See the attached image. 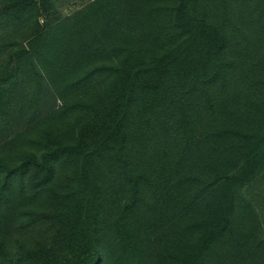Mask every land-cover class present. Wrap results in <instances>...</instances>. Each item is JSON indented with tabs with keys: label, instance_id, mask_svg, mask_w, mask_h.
Here are the masks:
<instances>
[{
	"label": "trees",
	"instance_id": "16d2710c",
	"mask_svg": "<svg viewBox=\"0 0 264 264\" xmlns=\"http://www.w3.org/2000/svg\"><path fill=\"white\" fill-rule=\"evenodd\" d=\"M263 185L264 0H0V264H264Z\"/></svg>",
	"mask_w": 264,
	"mask_h": 264
},
{
	"label": "rangeland",
	"instance_id": "374dc122",
	"mask_svg": "<svg viewBox=\"0 0 264 264\" xmlns=\"http://www.w3.org/2000/svg\"><path fill=\"white\" fill-rule=\"evenodd\" d=\"M259 187V186H258ZM259 188H262V187H259ZM263 188H264V185H263Z\"/></svg>",
	"mask_w": 264,
	"mask_h": 264
}]
</instances>
